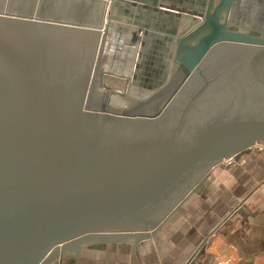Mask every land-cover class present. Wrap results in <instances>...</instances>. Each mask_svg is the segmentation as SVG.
Segmentation results:
<instances>
[{"label":"water","instance_id":"obj_1","mask_svg":"<svg viewBox=\"0 0 264 264\" xmlns=\"http://www.w3.org/2000/svg\"><path fill=\"white\" fill-rule=\"evenodd\" d=\"M214 1L200 25L177 16L189 28L166 79L126 108L103 84L109 2L0 0V264L137 249L213 168L264 146V35L231 23L240 0Z\"/></svg>","mask_w":264,"mask_h":264},{"label":"crops","instance_id":"obj_2","mask_svg":"<svg viewBox=\"0 0 264 264\" xmlns=\"http://www.w3.org/2000/svg\"><path fill=\"white\" fill-rule=\"evenodd\" d=\"M210 1L112 0L110 12L119 19L109 21L107 36L110 45L111 38L115 40L119 51L115 59L133 57V70L139 77L166 70L178 35L189 28L177 15L191 17L192 24L200 25ZM260 7L264 10V2ZM249 20L264 25V18ZM137 28L142 29L141 40L146 43L131 47V35ZM125 63L130 71L134 64ZM256 146L259 149L240 154L233 163L226 160L213 168L198 190L186 195L161 221L153 238L137 249L133 244H109L84 249L79 259L56 264H264V146Z\"/></svg>","mask_w":264,"mask_h":264},{"label":"rangeland","instance_id":"obj_3","mask_svg":"<svg viewBox=\"0 0 264 264\" xmlns=\"http://www.w3.org/2000/svg\"><path fill=\"white\" fill-rule=\"evenodd\" d=\"M238 4H239L240 8H239V10H236L237 8H235L236 12H235V10H233V13H232L233 17H231V23L239 29L243 28L245 30H248L249 32L250 31L251 32L257 31L258 33H261L264 35V25L254 26L253 21H251L250 23L248 22V18L251 19V18H254L255 16L258 15V12L254 11V10L257 7L262 6V3L260 2V3H256V4L251 5L249 2H247V0H240L238 2ZM217 5L218 4H215V6H217ZM98 9H96L95 12L98 13V11H97ZM109 12H110V10H108L107 14ZM179 15H177V16H179ZM259 17H261V19H263L264 14L262 16H259ZM106 22H107V24L109 23V15H107ZM109 36H108V40L110 38ZM178 36H180V34ZM116 37H117V35H116ZM111 42L113 45L115 44V40L112 38H111ZM111 48L112 49L110 51L109 47H107L106 48L107 50L104 52L105 54H103V64H102L101 68H103L102 70L105 71L106 75H107V76L103 77V79H104L103 84L106 87L108 86V91L110 90V91H115L117 93H125L128 91V87H129L128 83H130L129 81L133 77L132 74L131 75H129V74L131 73L130 71H134L133 68L135 66V63H134L135 60L133 59V57H131L130 59H127V60H124V58L119 59V57L115 59V57L120 56V54L118 53L119 51L118 52L116 51L115 46H112ZM114 60H116L115 62H117L116 67H114V65H113V67L111 69H109L110 68L108 66L109 63L113 64ZM170 60H171V58H170ZM125 62L130 63V65L134 64L130 71L128 70L129 67H128V69H126V63ZM121 63H123V64L120 65ZM166 65H167L166 70L165 69L155 70V72L152 71V74L142 75L141 77H138V81L139 80L141 81V83H139V84H141V86H139V85L135 86L134 88H132L130 90V92L127 93V95L134 97L135 99H141V98H138L137 96H132L131 94L136 93V94H139L142 96H146L149 93V91L153 90V92H154V90H156L158 85H161L164 82V79H166L168 69H169V65H170L169 60L166 61ZM107 72L109 74H107ZM128 72H130V73H128ZM104 85H103V88H104L103 89L100 85L97 84L95 87V90L93 92L92 99L97 104L101 103V101L103 99L104 92L107 91V88H105ZM142 87L144 89H139ZM149 89H152V90H149ZM114 96L116 99L117 95H114ZM145 98H147V97H145ZM145 98H144V100H145ZM115 102H118V101H115ZM253 149H259V147L255 145L250 150H253ZM233 162H234L233 158L231 160H228V163H233ZM221 264H223V263H221Z\"/></svg>","mask_w":264,"mask_h":264},{"label":"flooded vegetation","instance_id":"obj_4","mask_svg":"<svg viewBox=\"0 0 264 264\" xmlns=\"http://www.w3.org/2000/svg\"><path fill=\"white\" fill-rule=\"evenodd\" d=\"M255 17H257V16H255ZM243 21V20H242ZM249 21H251V20H249ZM248 21V22H249ZM250 23V22H249ZM211 56H212V54H211ZM212 59V58H211ZM210 59V60H211ZM209 65H210V63H208ZM211 69L209 68V71H210ZM214 75L216 76V79H218V77L220 76V72H219V70H217V72H212V71H210V76H213L214 77ZM132 88H129L128 87V91L127 92H125V93H128V92H130V90H131ZM207 89V88H206ZM250 88H248V90L246 89V90H244L243 91V97L245 96H248L249 94H250ZM239 93H238V91H228V94H226V96L225 97H227V99H226V101H227V104H228V106L230 107V108H232L233 109V107H235L236 105H237V103H238V98H240L239 96ZM241 95V94H240ZM246 99V98H245ZM128 104V103H127Z\"/></svg>","mask_w":264,"mask_h":264},{"label":"bare ground","instance_id":"obj_5","mask_svg":"<svg viewBox=\"0 0 264 264\" xmlns=\"http://www.w3.org/2000/svg\"><path fill=\"white\" fill-rule=\"evenodd\" d=\"M123 41V40H122ZM109 43L110 42H107V45H106V47H109ZM112 47V46H111ZM104 80V79H103ZM108 92H110L111 94H112V92H115V91H108ZM116 94L115 95H117L116 96V99L114 98L113 100V105L114 106H121V105H124V107H126V108H129V107H135L134 105L135 104H132V103H130L129 101H128V99L130 98V99H132V98H134V97H131V96H128V95H126V93H117V92H115ZM121 94H124V97L122 96L121 97ZM131 94V93H130ZM162 94H164V93H161V94H159L158 96H156L155 98H160L161 97V95ZM132 96H137L138 98H141V99H144L145 97H148V96H150L151 95V92H149L146 96H142V95H139V94H136V93H134V94H131ZM127 97H129V98H127ZM115 101H118V102H115ZM128 103V104H127ZM138 106V105H137Z\"/></svg>","mask_w":264,"mask_h":264},{"label":"built area","instance_id":"obj_6","mask_svg":"<svg viewBox=\"0 0 264 264\" xmlns=\"http://www.w3.org/2000/svg\"><path fill=\"white\" fill-rule=\"evenodd\" d=\"M104 1H107V2H109V3L111 4V1H112V0H104ZM223 264H226V263H223Z\"/></svg>","mask_w":264,"mask_h":264}]
</instances>
